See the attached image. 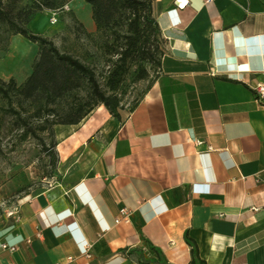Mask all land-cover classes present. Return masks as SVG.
<instances>
[{"label":"crops","instance_id":"obj_1","mask_svg":"<svg viewBox=\"0 0 264 264\" xmlns=\"http://www.w3.org/2000/svg\"><path fill=\"white\" fill-rule=\"evenodd\" d=\"M78 1L84 16L72 12L96 32ZM153 11L164 54L138 104H101L57 128L62 183L0 186V244L17 247L0 245V264H157L156 249L189 264L186 231L206 264H264V100L253 89L264 83V0H154ZM50 17L29 26L48 37L62 27ZM37 51L14 35L0 77L22 83ZM124 207L130 220L116 222Z\"/></svg>","mask_w":264,"mask_h":264},{"label":"trees","instance_id":"obj_2","mask_svg":"<svg viewBox=\"0 0 264 264\" xmlns=\"http://www.w3.org/2000/svg\"><path fill=\"white\" fill-rule=\"evenodd\" d=\"M70 1L0 0V51H7L17 34L38 45L32 71L22 83L13 77H0V105L5 104V112L15 117L14 124L24 129L25 137L30 123L31 127L36 123L41 130L57 124H78L101 104L116 114L124 107L120 91L128 76L133 73L134 81H151L150 68L161 64L164 39L154 15V0H85L91 6L96 32L107 55V70L102 74L29 26L38 13L63 7ZM68 15L73 17V31L79 33L78 37L81 33L92 35L73 12ZM54 153L58 160L56 149ZM185 240L191 250L189 264H206L188 231ZM156 251L159 257L154 263L168 264Z\"/></svg>","mask_w":264,"mask_h":264},{"label":"rangeland","instance_id":"obj_3","mask_svg":"<svg viewBox=\"0 0 264 264\" xmlns=\"http://www.w3.org/2000/svg\"><path fill=\"white\" fill-rule=\"evenodd\" d=\"M72 1L69 2L66 11L59 12L57 15L58 21L60 20V25H62L60 31L48 35V37L52 38L62 51L74 54L95 67L98 74H102L107 70V55L104 52L102 40L98 37L97 32L89 31L92 34L90 37L81 33V36L78 37L79 33L73 31L75 23L73 24V17L68 15V12H72L71 8L73 7L75 10L78 9L80 16H84L85 11L78 0ZM82 2L90 10V5L85 0ZM44 11H50V13H42ZM42 12L40 14L53 15V10L50 9H45ZM2 45L0 43V47ZM10 48L11 40L8 50L5 52L0 51V57L8 53ZM30 61L31 58H27L23 62V67H32ZM156 70L157 67L154 65L150 68L152 74ZM133 77L134 74L131 73L120 91L126 108H131L142 97L149 84L147 79L134 81ZM5 108L4 103L0 105V186L15 178H21V181L30 180L32 188L35 190L45 189L57 185L59 182L62 183L65 171L61 169V164L56 160L55 146L53 147V142H57L58 138L56 130L61 124L51 126L47 130H41L36 126V123H34V127H31L32 123H30L29 127H26L30 131L25 137L23 134L24 129L18 128L14 124L15 117L6 113Z\"/></svg>","mask_w":264,"mask_h":264},{"label":"built area","instance_id":"obj_4","mask_svg":"<svg viewBox=\"0 0 264 264\" xmlns=\"http://www.w3.org/2000/svg\"><path fill=\"white\" fill-rule=\"evenodd\" d=\"M207 1H212V0H207ZM68 7V4H65L63 7H60V8H56V9H53V12H52V16H51V23L54 24L58 21V18H57V15L59 12H63V11H66ZM253 89L255 90L256 94H257V98L259 100H264V83L263 82H258L254 87ZM202 141H197V143H201ZM11 214L13 213L10 212ZM120 213H121V216L120 217H117L116 218V222H120V221H129V217H130V211L124 207L120 210ZM31 240L28 239V242H30ZM1 247L5 250H9V251H15L17 250V247L15 245H12V244H9L8 242H1ZM89 247H91V245H89ZM89 249L87 247V255L90 256V252H89ZM54 264H60V263H54Z\"/></svg>","mask_w":264,"mask_h":264},{"label":"water","instance_id":"obj_5","mask_svg":"<svg viewBox=\"0 0 264 264\" xmlns=\"http://www.w3.org/2000/svg\"><path fill=\"white\" fill-rule=\"evenodd\" d=\"M187 3V0H176V4L179 7H183Z\"/></svg>","mask_w":264,"mask_h":264}]
</instances>
